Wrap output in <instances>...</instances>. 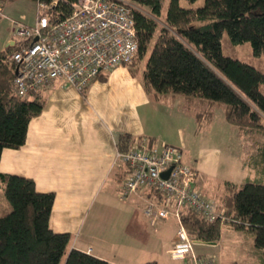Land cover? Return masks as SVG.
Returning a JSON list of instances; mask_svg holds the SVG:
<instances>
[{
	"label": "trees",
	"instance_id": "1",
	"mask_svg": "<svg viewBox=\"0 0 264 264\" xmlns=\"http://www.w3.org/2000/svg\"><path fill=\"white\" fill-rule=\"evenodd\" d=\"M31 1L48 6L45 15L53 24L68 15L75 0ZM123 1L128 7L131 4L137 42L134 58L124 66L134 75L141 65L140 81L149 98L155 102L180 98L195 132L208 127L214 108L222 105L225 122L253 147L249 158L241 162L252 172L250 176L240 182L219 180L211 187L207 198L214 202L217 218L205 222L196 213L180 211L188 237L197 241L192 244L195 256L208 257L195 249L216 242L225 225L250 235L264 264V0H202L200 5H193L198 0H185L187 5L167 0L164 12L163 0ZM223 34L230 45L247 43L248 56L223 54ZM12 49L6 46L0 51V154L4 148L23 145L28 123L43 109L50 86L16 95L15 64L7 59ZM105 79L103 73L97 76V80ZM142 139L148 145L156 142L153 137H137ZM133 140L129 133H119L116 147L124 151ZM126 171L113 169L116 183L121 184ZM147 193L160 199L157 191ZM53 199L52 191L36 190L31 178L0 172V264H107L70 249V235L51 230ZM167 219L175 222L171 216Z\"/></svg>",
	"mask_w": 264,
	"mask_h": 264
},
{
	"label": "crops",
	"instance_id": "2",
	"mask_svg": "<svg viewBox=\"0 0 264 264\" xmlns=\"http://www.w3.org/2000/svg\"><path fill=\"white\" fill-rule=\"evenodd\" d=\"M15 42L9 37L6 46ZM103 74L104 81L96 78L81 92L62 87L57 81L46 88L45 105L30 119L23 145L2 149L0 172L29 177L36 190L53 192L49 227L70 235V249L104 259L107 264L157 262L162 254L169 256L175 242V223L172 219L152 221L145 215L146 191L119 197L120 184L112 176L113 169L119 168L115 164L116 137L122 132L134 139L153 137L158 143L188 151L184 114L190 115L178 110L176 118L184 119L180 128L171 109L156 107L158 102L143 90L141 65L134 75L126 66ZM160 102L181 103L179 98ZM172 132L177 136L171 137ZM189 161L187 164L196 171L197 189L206 197H211L217 177L232 181L229 177L236 160L225 156L216 144L202 142ZM115 214L112 234L107 227ZM209 244L214 243L205 245Z\"/></svg>",
	"mask_w": 264,
	"mask_h": 264
},
{
	"label": "built area",
	"instance_id": "3",
	"mask_svg": "<svg viewBox=\"0 0 264 264\" xmlns=\"http://www.w3.org/2000/svg\"><path fill=\"white\" fill-rule=\"evenodd\" d=\"M35 3L32 26L11 20L17 40L7 57L15 64L13 89L16 95L41 90L54 81L62 87L83 91L101 73L131 63L137 52L134 21L123 0H75L68 15L53 24L48 6ZM115 164L126 169L118 195L125 198L137 191H157L144 210L151 220L173 217L176 239L168 250L171 259L189 257V264H213L208 257L195 256L180 211L196 213L202 221L219 216L214 202L196 186V171L183 162L182 149L175 145L134 139L124 151L116 147ZM165 178L161 174L168 170Z\"/></svg>",
	"mask_w": 264,
	"mask_h": 264
},
{
	"label": "rangeland",
	"instance_id": "4",
	"mask_svg": "<svg viewBox=\"0 0 264 264\" xmlns=\"http://www.w3.org/2000/svg\"><path fill=\"white\" fill-rule=\"evenodd\" d=\"M181 5H187L185 0H181ZM202 0H198L193 5H200ZM167 0H163L162 3V12L166 10ZM1 9V8H0ZM0 51L4 49L7 45V39L11 37L15 41L16 37L12 36V33L9 31L12 27L11 20L24 24L25 26H32L35 18V3L31 0H5L2 4V11H0ZM222 52L225 55H229L232 57H236L241 59V55L248 56V52L250 51V47L247 43L243 45H230L228 39L225 34L222 35ZM249 47V48H248ZM262 60L264 63V57L262 56ZM101 81V80H100ZM180 99V98H179ZM177 101V100H176ZM180 103V102H179ZM156 107H160L162 109H171L173 112L172 117L174 118V122L178 123L179 127L182 128L184 119L180 121L176 116L178 115V110L180 112L181 103H162L158 102L155 104ZM165 111V110H163ZM169 112V111H165ZM213 121L210 123L208 127L199 132H195V124L192 118L186 114L185 117L187 120L185 124L188 125V131L184 132V138H187L190 142V146L188 151L183 150V162L187 164L189 160L194 158L195 150L197 146H201L202 142H208L209 144H216L217 146L222 148L223 154L225 156H231L235 158V162H233L234 171L231 170L230 177L233 182H240L244 180L246 176H250L252 172L242 167V161L249 158V152L253 148L252 144L246 140L244 137L240 136L235 128L225 122L223 117V107L219 105L213 110ZM160 121L163 122L162 118L159 115ZM169 124V123H168ZM161 126V125H159ZM183 129H185L183 127ZM164 130V129H162ZM172 136H177L176 132L170 133ZM173 140V139H172ZM160 144V142L158 143ZM185 157L188 161L185 160ZM191 162V161H189ZM236 164V165H235ZM221 176L215 179V183ZM213 192V189L212 191ZM118 203V202H117ZM115 203V204H117ZM120 206V204H119ZM116 214L111 216L108 223V230L113 234L114 229V219ZM120 218V217H119ZM117 222V221H116ZM175 223V222H174ZM177 226L176 224H172V231L175 236ZM176 239V236H175ZM175 241V240H174ZM214 244L199 246L195 249V251L199 254H204V256H208L211 260L214 261L215 264H261L259 259V251L253 247L252 238L250 235H247L242 232L234 231L227 226L223 225L221 227L220 237ZM191 259L189 257L172 260L169 256L162 254V256L157 260L156 264H189L191 263Z\"/></svg>",
	"mask_w": 264,
	"mask_h": 264
},
{
	"label": "water",
	"instance_id": "5",
	"mask_svg": "<svg viewBox=\"0 0 264 264\" xmlns=\"http://www.w3.org/2000/svg\"><path fill=\"white\" fill-rule=\"evenodd\" d=\"M168 171H169V169L166 170L165 172H163V173L161 174V177L165 178V177L167 176V174H168Z\"/></svg>",
	"mask_w": 264,
	"mask_h": 264
}]
</instances>
